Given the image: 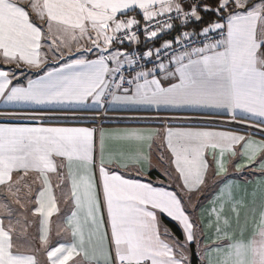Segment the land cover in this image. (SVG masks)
<instances>
[{"label":"snow or ice","instance_id":"obj_1","mask_svg":"<svg viewBox=\"0 0 264 264\" xmlns=\"http://www.w3.org/2000/svg\"><path fill=\"white\" fill-rule=\"evenodd\" d=\"M0 192V264H264V0H0Z\"/></svg>","mask_w":264,"mask_h":264},{"label":"crops","instance_id":"obj_2","mask_svg":"<svg viewBox=\"0 0 264 264\" xmlns=\"http://www.w3.org/2000/svg\"><path fill=\"white\" fill-rule=\"evenodd\" d=\"M141 124H143L144 122L141 121ZM69 126H87V127H92L90 124L88 123H68ZM136 122H122V123H104L102 125H100L97 129L103 127L104 130L106 131H112L115 129H119V128H124V127H130V126H135ZM237 163H239L240 161H236ZM251 167V166H249ZM231 175L236 177L238 176L240 178V183L242 185V187L247 184V191L248 193L252 192V184L248 183L249 181L251 182H255V180L257 178H259L260 173H254L252 171H248L245 170L243 171V173H236L235 172V168L231 167ZM159 175V172L156 170H153L152 176H153V180H155V177ZM29 183H31V180L29 178ZM56 180L55 177H53V185H55ZM39 187V185L37 186ZM26 190V189H25ZM24 190V191H25ZM27 191V190H26ZM208 189L205 190L204 194H198L196 197H194V200H198V201H202L203 203L200 204L199 206L202 208H210L211 205L208 203V199H210L211 197H208L206 199V195H207ZM56 194L57 196H59V192L58 190H56ZM22 198H26L24 197L23 193H22ZM7 202L8 205L17 210L20 211L18 205H15L14 203H12V201L10 199L7 198L5 193L0 192V202ZM29 207H33V205H29ZM61 208H64L63 203H61L60 205ZM191 210V209H190ZM0 215H4L5 216V222H7V217L4 213L0 212ZM199 215V212H198ZM29 218L32 219L31 214L29 213ZM205 220L208 219L207 214L205 213L204 216ZM13 219H15V216L13 217ZM165 220H167L166 217H164ZM62 224V215L61 214H54L51 218H50V224H49V243L50 246H57L59 243H63L65 242V237L63 236V234L61 233L60 235L57 234L58 232V225ZM37 225H34L30 230H29V240L32 243V245L34 247H39V239H38V232H37ZM211 231V230H209ZM237 235H239L237 233ZM39 259L41 260L42 264L45 260V257L40 256ZM69 264H71V262H69Z\"/></svg>","mask_w":264,"mask_h":264},{"label":"built area","instance_id":"obj_3","mask_svg":"<svg viewBox=\"0 0 264 264\" xmlns=\"http://www.w3.org/2000/svg\"><path fill=\"white\" fill-rule=\"evenodd\" d=\"M122 122H133V121H120V120H115V119H109L103 122L104 123H122ZM68 123H88L90 124L92 127L98 128L101 124L100 120H97V122L95 124L91 123L90 121H78V122H68ZM242 127V126H240Z\"/></svg>","mask_w":264,"mask_h":264},{"label":"trees","instance_id":"obj_4","mask_svg":"<svg viewBox=\"0 0 264 264\" xmlns=\"http://www.w3.org/2000/svg\"><path fill=\"white\" fill-rule=\"evenodd\" d=\"M164 220H165V219H164ZM165 221H167V220H165ZM168 227L172 228V230L175 231V228L173 227V225L168 224Z\"/></svg>","mask_w":264,"mask_h":264},{"label":"rangeland","instance_id":"obj_5","mask_svg":"<svg viewBox=\"0 0 264 264\" xmlns=\"http://www.w3.org/2000/svg\"><path fill=\"white\" fill-rule=\"evenodd\" d=\"M37 186H38V185H33L34 188H36ZM25 192H26V190H25ZM58 192H59V190H58Z\"/></svg>","mask_w":264,"mask_h":264}]
</instances>
